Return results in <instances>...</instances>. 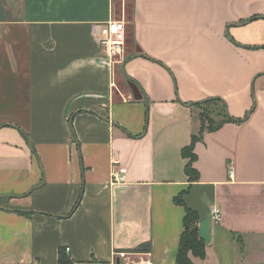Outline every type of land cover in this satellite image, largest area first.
<instances>
[{
  "label": "crops",
  "instance_id": "1",
  "mask_svg": "<svg viewBox=\"0 0 264 264\" xmlns=\"http://www.w3.org/2000/svg\"><path fill=\"white\" fill-rule=\"evenodd\" d=\"M208 99L243 120L201 131ZM178 195L194 264H264V0H0V264H176Z\"/></svg>",
  "mask_w": 264,
  "mask_h": 264
},
{
  "label": "trees",
  "instance_id": "2",
  "mask_svg": "<svg viewBox=\"0 0 264 264\" xmlns=\"http://www.w3.org/2000/svg\"><path fill=\"white\" fill-rule=\"evenodd\" d=\"M208 102L210 103H220L223 106L222 110V116L219 121H214L211 119L212 117H209L204 112H200V118L202 123V130H215L219 127H221L225 122L228 121H242L243 119H235L228 115L226 110V105L223 101H220L219 99H208L207 101H203L197 104V106L201 108L206 105ZM208 125H206V122ZM201 138V134H194L192 137L191 144L184 147L182 150L183 156L187 159L186 163V171L189 175V179L191 181L198 180L200 173L195 168L194 162L197 159V155L194 152V145L195 143ZM175 201L177 203H181L185 205L186 208V214L184 217V224H183V231L180 236V242L178 251L176 254V264H194L192 256L204 258L206 256V241L204 237L201 235L198 222H199V214L196 210L189 207L185 204V200L183 195H178L175 197ZM151 249V244L148 243L146 245H141L133 251L135 252H148ZM62 252V251H61ZM59 261L62 264H69L71 263V260L64 257L61 253L59 257Z\"/></svg>",
  "mask_w": 264,
  "mask_h": 264
},
{
  "label": "built area",
  "instance_id": "3",
  "mask_svg": "<svg viewBox=\"0 0 264 264\" xmlns=\"http://www.w3.org/2000/svg\"><path fill=\"white\" fill-rule=\"evenodd\" d=\"M98 41L103 48L109 61L113 63H121L126 57L127 45V25L124 18L111 19L99 25ZM232 176L233 169H229ZM125 179L124 175L118 170L113 172V181L121 182ZM211 216L215 222H219L222 218L221 209L219 206L211 208ZM66 251H70V247H66Z\"/></svg>",
  "mask_w": 264,
  "mask_h": 264
},
{
  "label": "rangeland",
  "instance_id": "4",
  "mask_svg": "<svg viewBox=\"0 0 264 264\" xmlns=\"http://www.w3.org/2000/svg\"><path fill=\"white\" fill-rule=\"evenodd\" d=\"M127 5L128 6L126 7V15L128 18H130L132 12L131 3L129 2ZM201 109H202L201 112H204L209 117H212L211 119H213L214 121H219L221 119L220 117L222 116L223 106L220 103L208 102ZM206 125H208L207 122Z\"/></svg>",
  "mask_w": 264,
  "mask_h": 264
},
{
  "label": "water",
  "instance_id": "5",
  "mask_svg": "<svg viewBox=\"0 0 264 264\" xmlns=\"http://www.w3.org/2000/svg\"><path fill=\"white\" fill-rule=\"evenodd\" d=\"M129 86L131 87L133 93H134V96L135 98L137 99H140L141 98V90L140 88L138 87V85L136 83H134L133 81L129 80Z\"/></svg>",
  "mask_w": 264,
  "mask_h": 264
}]
</instances>
